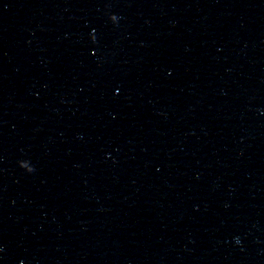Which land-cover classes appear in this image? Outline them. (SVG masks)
<instances>
[{
	"label": "water",
	"instance_id": "95a60500",
	"mask_svg": "<svg viewBox=\"0 0 264 264\" xmlns=\"http://www.w3.org/2000/svg\"><path fill=\"white\" fill-rule=\"evenodd\" d=\"M0 264H264V0H0Z\"/></svg>",
	"mask_w": 264,
	"mask_h": 264
},
{
	"label": "clouds",
	"instance_id": "9594fccd",
	"mask_svg": "<svg viewBox=\"0 0 264 264\" xmlns=\"http://www.w3.org/2000/svg\"><path fill=\"white\" fill-rule=\"evenodd\" d=\"M32 169H29L28 171H31Z\"/></svg>",
	"mask_w": 264,
	"mask_h": 264
}]
</instances>
